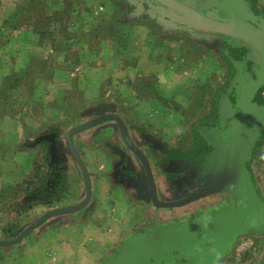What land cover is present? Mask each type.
<instances>
[{
	"label": "rangeland",
	"instance_id": "374dc122",
	"mask_svg": "<svg viewBox=\"0 0 264 264\" xmlns=\"http://www.w3.org/2000/svg\"><path fill=\"white\" fill-rule=\"evenodd\" d=\"M183 1L202 8L221 2ZM242 2L246 16L264 21V0ZM19 6H28L26 12L34 16V20L28 24L20 23V27L10 32L11 28L3 22ZM39 6L40 9L35 10ZM133 11L137 12L129 0H0V89L4 78H9V88L4 94L0 93V242L16 240L49 212L65 210L85 201V178L66 143L67 132L71 129L105 114L120 118L128 133L129 129H135L139 136H147L154 145L149 150L150 156H146L143 148L138 150L147 159L150 170H155L161 189L163 184L159 181L164 175L161 165L167 160V149L181 150V157L195 156L202 153L205 145V140L203 143L195 132L203 135L204 132L214 134L220 131L217 127L199 125L197 120L206 114L211 115L214 106L217 108V97L212 94L227 78L228 70L221 60L224 50L220 44L222 39L201 32L187 31L188 34L179 35L162 32L154 23H140L129 17ZM208 13L213 16L218 12L212 9ZM102 14L106 19L114 18L122 24L121 34L128 40L125 49L118 50L116 41L111 38L95 39L85 34L97 16ZM36 19H42L43 26L48 23L44 26L46 31L61 40L59 43L68 49L67 54L56 55L48 32L45 39H39L41 31L34 32V27L29 25L34 23L37 26ZM234 46L247 49L245 58L248 62L262 64L264 55L253 44L240 41ZM134 60H137L135 65ZM112 121L120 132L114 128L107 129L92 138V131L87 130L102 122L72 137L90 178L91 197L93 194L82 209L89 205L91 211L86 209L69 218L70 213L59 214L44 222L63 218L60 222L67 226L71 218L76 220L75 224L89 220L100 232L99 226L107 221L104 216L105 210L107 212L110 208L109 202L123 195L127 198L123 189L114 188L105 157H112L109 154L112 150L117 157L127 154L130 162L134 157L127 153L123 139V143L118 144V136L122 134L120 125ZM224 122L219 126H224ZM53 134L60 142L59 156L65 173L61 181L68 191L59 195V201H46L45 204L36 200V194L31 191L36 184L42 183L51 166L50 145L43 140ZM87 136L92 139H87ZM258 143L253 148L250 163L251 187L264 203V141L256 150ZM2 163H5L3 167ZM182 172L174 171L172 176ZM220 192L229 194L228 191ZM229 196V203L222 205L217 216L214 215L215 223L234 216L236 203L234 197ZM170 198L179 200L183 197L176 193ZM103 202L105 205L101 206ZM197 204L200 203L190 205L192 217L203 214L197 208L194 210ZM137 205L136 214L121 224L126 228L121 231L127 232L126 237L131 233L142 235L146 232L142 230L148 228L152 220L160 227H166V221L172 218L175 219L174 224L187 227L185 222L180 223L183 218L177 220V212L181 209L159 207L162 211L157 214L153 207ZM166 209L168 216L163 213ZM116 219L120 220V217ZM60 222L35 230L31 237L17 244L0 246V264H102L107 254L113 253L124 241L119 230H115L118 233L111 240H97V235L92 233L91 240H88L91 245L84 249L100 259L86 263L80 260L85 256L79 257L82 249L79 244L83 240H68L67 251L59 250L61 240H51L56 235L78 236V230L65 232L60 229ZM104 226L107 227L103 231L109 232L120 224H114L111 219ZM193 229L195 227L191 226ZM14 233L20 234L8 237ZM149 238L145 236L143 239ZM192 252H201L199 261L193 263L182 254H171L166 257V264H264V230H237L226 238L222 247L218 248L213 243ZM68 253H73V256ZM102 256L105 257L102 259Z\"/></svg>",
	"mask_w": 264,
	"mask_h": 264
},
{
	"label": "water",
	"instance_id": "95a60500",
	"mask_svg": "<svg viewBox=\"0 0 264 264\" xmlns=\"http://www.w3.org/2000/svg\"><path fill=\"white\" fill-rule=\"evenodd\" d=\"M163 5L183 15L166 13L169 18L176 20L180 24L186 25L189 29L199 30L207 33H218L231 37L239 38L247 43L253 44L260 48L264 55V34L256 28L244 24L236 19L233 14H229L231 20L220 18L217 14H201L176 0H157ZM229 5L237 2L243 4L242 0H226ZM225 10V8H224ZM249 84L243 88L241 100L234 109L232 115V136L228 149L224 147L221 154L218 150L207 157L206 162L202 165L201 171L214 170L220 175L221 182L206 190H203L191 198L181 201L161 203L158 201L156 189L151 176L149 164L145 156L133 145L126 127L120 118L116 116H104L94 119L90 122L75 127L67 132L66 143L71 153L77 160L86 182V199L82 204L74 207L53 211L43 215L38 221L24 230L16 240L0 242V246H9L19 243L25 235L32 231L40 223L44 222L51 216L72 213L82 209L91 197V182L84 163L79 153L75 149L72 137L76 133L85 131L104 121L116 120L120 125V130L125 142L139 157L142 164L146 167L150 178L153 193L154 204L157 207H181L203 196L215 191H228L234 197L236 203V212L232 218L219 221L215 226L203 230L186 231L183 224H171L164 227L161 232L165 233L162 238L152 237L144 240V235L130 237L125 240L119 251L111 257L105 264H166V257L175 252L184 253L185 249L204 246V244L216 243L217 247L224 245V237H230L237 230H248L260 232L264 230V203L257 198L254 190H247L249 183V174L244 170V162L251 158L252 149L259 135L260 128H264V107L251 109L252 100L260 87L264 84V60L260 70L250 76ZM247 80V79H246ZM250 118L251 123L246 125L245 119ZM245 125V127H244ZM52 140L51 155L53 160L57 161V144L55 135L47 137ZM228 143V141H227ZM227 146V145H226ZM250 180V179H249ZM157 235V234H156ZM223 241L221 245V241Z\"/></svg>",
	"mask_w": 264,
	"mask_h": 264
},
{
	"label": "trees",
	"instance_id": "16d2710c",
	"mask_svg": "<svg viewBox=\"0 0 264 264\" xmlns=\"http://www.w3.org/2000/svg\"><path fill=\"white\" fill-rule=\"evenodd\" d=\"M176 1L184 4L185 6L191 8V9H193L199 13L204 14V15H206L208 13V11H212V9H216L218 11L217 15L220 18H222L221 14L225 15L227 13L226 10H224V8H223V3L225 4L226 0H220L221 1L220 3H216L213 6L209 5V6L204 7V8H202L200 5L195 4V3L190 4V3H187L183 0H176ZM129 3L137 11L136 13L133 11L132 14H129V17L134 18L135 20L139 21L140 23L148 22L152 25L154 23L155 26L157 25L158 27H160V30L162 32H166V33L171 32V33H175L178 35H179V33L180 34H188L187 31L201 32L205 35L208 34V36L218 37V38L222 39V40H220V44L224 50H223V53L221 56V60L228 70L227 78L225 79L223 84H219L217 86L216 90L212 94V96L215 95V97H217V100H216V102H218L217 108H216V106H214L212 114L211 115L206 114V116H203V117L201 116L200 117L201 119L199 118L197 120L198 121L197 123L199 125H202V126H215L222 133L223 132L226 133L225 130L229 129L228 131H229V135H230L231 128H232L231 121H232V115L233 114L230 116H225L224 104L230 103V101L236 99L237 105L234 107V109H235L238 106L239 101L241 100L243 88L249 84L250 79L249 78L247 79V76L248 75H250V76L254 75L255 73H257L260 70L261 67L259 66L260 68L257 69L256 65H253V63H250V62L244 60L245 56L247 54V49L244 47L234 46L233 41H234V38H236V37H231V36L218 34V33H207V32H203V31H199V30L189 29L186 25L180 24L176 20L169 18L166 13L177 14L178 16H183V15H181V14L177 13L176 11L170 9L169 7L163 5L161 2H159L157 0H129ZM240 6L242 9H244L243 4H241V3L238 4V8ZM26 8H28V6H24V7L19 6L17 8V10L15 11V13L13 12L12 14H10L5 19V21L3 23L5 26L7 25L11 28L10 32L11 31L13 32V30L15 31L18 27H20L19 26L20 23L22 24L25 22L24 24H28V23L33 22L34 16H32V17L29 16L26 12ZM238 8L236 7V9H238ZM39 9H40V6L38 8H36L35 10H39ZM241 10L237 11L239 17L243 18L242 20L241 19L239 20L240 22H242L244 24H248V25L256 28L257 30L261 27L264 28V21H262V20L259 21L258 19H252V18H249L248 16L243 17L242 16L243 12ZM148 16H151V17H148ZM36 20H38L37 22L39 23L37 26H35L34 23L29 24V25H32L34 27V30H35L34 32H38L39 30L41 31L40 36H39L40 40L43 38L45 39L48 31H46L47 29L44 26H47L48 23L45 22L47 24H45L43 26L42 25L43 21H40L42 19H36ZM49 21L50 20H48V22ZM59 21H62V19H60ZM57 23H59V22H57ZM257 23L261 24L260 27L258 25H256ZM121 25L122 24L120 22H117V20H115L114 18H112V20H108L102 14V15L97 16L93 25L91 26V29L88 30V33H85V34L87 36H89L90 38H95V39L97 38V39L106 40V38H108V39L111 38V40L116 41L117 46H118V50H122V49H125L128 40H127V37L125 35L121 34V32H123V28ZM40 26H42L44 28V30H41L42 27H40ZM57 30H54V31L58 32ZM180 31H186V32H180ZM47 36L50 39L51 46H52L53 50L56 52V55H58L60 53L67 54L68 49L66 47H63L64 45L59 43V42H61V40L55 34H53L52 32L51 33L48 32ZM59 36H60V33H59ZM160 46H162V45H160ZM136 62H137V60H134V65L136 64ZM242 67H244V69L246 71V72L244 71V73H245L244 75H243ZM234 77L241 78V80H243V79H245V80L247 79V80L243 83V86H241V84H240V86H238V84L235 83L236 81L234 83H232ZM8 83H9V78H7V77L4 78L3 87L0 89L1 94H4L6 92L5 89L7 90V88H9L7 85ZM262 107H264V84L260 87V89L258 90L256 95L254 96L252 103H251V106H250V110L256 109V108H262ZM221 122H224L225 125L223 126V124H222V126H219V125H221L220 124ZM245 122H246V125L250 124L251 119L246 118ZM244 127H245V125H244ZM195 135L202 142L204 141V138H203L204 135H201L198 132L197 133L195 132ZM121 137L124 140L122 134H121ZM227 140L230 141L229 137L227 138ZM143 141H145L144 138H143ZM258 141H259V143H258L256 150L259 149V146H261V142L264 141V128H260V130H259L257 142ZM43 142L47 143L49 145L51 144L50 141L46 140V139L43 140ZM124 142H125V140H124ZM205 144H206V142H205ZM254 147H255V145H254ZM180 151L174 150V149H170V150L167 149L165 154H167L166 155L167 159L168 158H179V157H181ZM49 156H50V153H49ZM190 156H192V154ZM252 156H253V149H252L251 158L247 159L244 162V170L247 174H249V177H250L249 178L250 180L248 179L249 183L247 185L248 191H251L252 175L250 173V163L253 159ZM185 158H189V157H185ZM175 161H172L170 164H173ZM182 162H183V159H182ZM188 162L190 163V161H188ZM191 165H194V164L191 163ZM171 173L173 174L174 172L169 171V175H168L169 178L172 177ZM62 175L65 176V173L62 170V161L55 163L51 160V166L49 167V170H47V174H45L42 183L40 185L36 184V186L31 191V193L34 192V194H36V200H39V201L41 200L45 204L47 203L46 201H49V203H51V201H53V200L55 202L59 201L61 199L59 197V195L68 191L65 184H63L61 181V180H63ZM19 234L20 233H18V234L14 233L13 236L9 235L8 237L12 238V237H15Z\"/></svg>",
	"mask_w": 264,
	"mask_h": 264
},
{
	"label": "flooded vegetation",
	"instance_id": "af4514ba",
	"mask_svg": "<svg viewBox=\"0 0 264 264\" xmlns=\"http://www.w3.org/2000/svg\"><path fill=\"white\" fill-rule=\"evenodd\" d=\"M238 4L239 3L234 2V1L231 3V5H229L228 1H226L225 4L223 3V8H225L227 13L225 15L221 14V17L223 19H226V20H231V17L229 16V14H233L237 20H240V19L242 20L243 18L239 17V15L237 13V11H240L242 9L241 6L238 8ZM236 7L238 9H236ZM241 11L243 12L242 16L245 17L246 16L245 10L242 9ZM228 12H229V14H228ZM256 25H258L260 27L261 24L257 23ZM258 30L264 34V28L263 27L259 28ZM240 41L246 42L244 40H240L239 38H234L233 43L237 45ZM256 49L261 51L260 48L256 47ZM244 60L247 61L246 58ZM261 65H256V68L257 69L260 68ZM242 69H243V75H244L245 69H244V67H242ZM245 81H246L245 79L241 80V78H236V80L233 79L232 83L235 82L236 84H238V86H240V84H241V86H243V83ZM236 105H237L236 99L230 101V103L224 104L225 116L232 115L234 107ZM104 116H114V115H105L104 114V115L98 116L97 118L104 117ZM97 118H95V119H97ZM110 119L114 120L112 118H110ZM93 120H94V118H93ZM114 121H116V120H114ZM103 123H105V121ZM212 127H215V126H212ZM228 130L229 129L225 130L226 133L225 132L222 133L220 131L218 133L216 132L214 134H211L210 132H206V133L204 132L203 138H204L206 144L203 142L205 145H204V150L202 151V153H198L197 155L195 154V156H189V158H185V157L168 158L167 161L161 165V168L164 169V170H162L163 174H164L163 178H162L164 188H162V189L159 188L157 179L155 177L156 172H155V170L154 171H152V169L150 170L159 202H161V203L172 202L173 199H171L170 196H171V194H176V193H179L180 197H183V198L182 199L179 198V200H173V202L188 199V198H191L192 196L196 195L197 193H199L203 190H206L208 188H211L212 186L217 185L219 182H221L220 175H218L214 170L209 169L205 172V171H201V169L203 167L202 164H204L206 162L207 157H209L211 154H213L217 150L222 154L224 151V147L226 149L229 148L230 141H228L227 138L229 137V140H231L232 128H231L230 135H229ZM131 131L134 133L133 135H132ZM129 133L128 134L130 136V139H131L133 145L137 149H142L141 144H143L145 141L150 140L145 135L142 136V134H141L139 136V133L136 134L135 129L134 130L129 129ZM142 138H144L145 141H143ZM45 139L49 140L51 143L50 148H49V152H50L52 140L48 139L47 136L45 137ZM55 140H56V144H57L56 146H57L58 160L57 161L53 160L51 152H50V157H51V160L56 163V162H59L61 160H60V156H59L60 155V149H59L60 148L59 147L60 142H58L57 139H55ZM227 141H228V143H227ZM127 146L129 147L128 144H127ZM129 149L134 154V158L136 159L134 162H136L138 160L137 158H139V157L136 156L135 152L130 147H129ZM124 156L125 155H122V156H120V158H124ZM134 158H133V160H134ZM182 159H183V162H182ZM172 161H175V162L173 164H170ZM188 161H190V163ZM131 162L128 161V159H127L126 166L123 167L121 165L122 169L120 168V170H118V171H120L119 174H120L121 180L123 181V183L128 185V187H130V188L132 187L137 192L139 191L140 194H143L144 196H146V198L151 202V204L155 205L154 200H153L151 178H150V175H149L146 167L143 165L144 166L142 168L143 169V173H142L143 178L140 180V178H138L139 172H136L137 168L135 167L136 168L135 169L134 166H132L130 164ZM191 163L194 165H191ZM141 166H142V164H141ZM169 171H172V172L183 171V172L178 173L176 175H173L171 178H169L168 177ZM136 196L138 197V195H136ZM160 196H162V198ZM230 200L231 199H230V196L228 193L223 194L220 191L212 192V193H210L206 196H203L197 200H194V201H192L186 205H183L181 207H176L177 210L181 209L180 211L177 212V214L179 213L177 220H180L181 218H183L182 220H180L181 221L180 223L185 222L187 224V227L185 226L186 228L183 227V229H185L187 231H192V232L197 231V230L207 229L209 227L215 226L217 223L214 222V220H215L214 215L217 216V213L220 212L219 209L221 208V206L229 203ZM194 202L200 203V204H197V206H195L194 210H196V208L201 210V212H203L202 215L192 217L193 212L190 213L189 211L191 209L190 205L193 204ZM165 208H170V207H160V209H165ZM167 221H169V220H167ZM169 222L174 223L175 219H170ZM156 224L157 223H153L152 227L154 228ZM191 226L195 227V229L191 230ZM161 231L162 230L158 231L157 235H154V237L156 238L158 236L159 238H162L164 235H166L165 233H163ZM226 238H227V236L224 237V240H226ZM224 240L221 241V245H222ZM209 245H212V244H209V243L204 244V246H207V247H209ZM199 247H201V246H198L195 248L191 247L190 249H185L184 253L175 252L174 255L182 254L184 257H187L190 262L194 263L196 261H199V259L201 258V252H192V251L194 249H198ZM219 247H222V246H219Z\"/></svg>",
	"mask_w": 264,
	"mask_h": 264
},
{
	"label": "crops",
	"instance_id": "0c3cea01",
	"mask_svg": "<svg viewBox=\"0 0 264 264\" xmlns=\"http://www.w3.org/2000/svg\"><path fill=\"white\" fill-rule=\"evenodd\" d=\"M112 120H108V122H106L105 121V123H102V124H100V125H97V126H95V127H93V128H91L90 130H87V132L88 131H92L91 132V134L90 135H92V138H94V136H98V134H100V132H102L103 130H107V129H115L116 127L114 126V124H112ZM116 130V129H115ZM116 131H119V130H116ZM120 132V131H119ZM119 135H120V133H119ZM119 137V139H120V142H118L117 140H116V142H118V144L120 145L121 143H123L121 140H122V137H121V135L120 136H118ZM79 138H81V137H79ZM87 139H92L91 138V136L90 137H86ZM81 141V140H80ZM86 141V140H85ZM85 144H88V142H84ZM124 145H125V148L127 149V153L129 154H131V156L132 157H134V154L130 151V149H129V147L127 146V144H126V142H124L123 143ZM118 145V146H119ZM112 146V145H111ZM115 146V145H114ZM154 145H153V141L152 140H148V141H145L143 144H141V148H143L144 149V151H145V153L147 154H145L147 157L148 156H150V152H149V150H151V147H153ZM120 147V146H119ZM112 148L114 149V150H116L115 148L116 147H113L112 146ZM119 149V148H118ZM112 157H110V158H106L105 157V159H106V162H108V166H109V170L107 171L111 176H112V180H113V184H114V186H116V187H114V188H121V189H123L124 191H125V193H126V195H127V198L125 197V195H123L122 197H117L116 199H114L112 202L110 201L109 202V200L107 201V203L109 202L110 204H109V206H110V208L108 209V211L106 212V210H105V213H106V215L104 216L105 218H106V222H105V224L107 223V225H108V222H110L111 221V219L114 221V224H120V226H114L113 228H112V230L113 231H111V230H109V232L108 231H103V230H105L106 229V227L107 226H99V230H100V232H98V231H96V229H98V227L96 226V225H94V223H90V221L89 220H87L86 222H84V223H81V224H75L76 222V220L75 219H73V218H71V220H69V221H67L68 223H70V224H68L67 226H65V225H62V222H60V221H62V219L63 218H60V219H58V218H55L54 220H50L49 222H44L39 228L37 227L36 229H34L33 231H31L30 233H28L25 237L26 238H23L24 240H26L27 238H29V237H31L32 236V234L35 232V230H37V229H40V230H42V229H44V228H46L47 226H52V224H56V223H58V222H60V224L62 225L61 227H60V229H63L65 232L68 230V229H71L72 231L74 230V232H76V230H78L76 233L78 234V236L76 235V236H74V235H72L71 237H61V235L60 236H54L53 238H51V240H58V242H59V240H61L60 242H59V250L60 251H67V247H68V240H83L82 241V243H80L79 245L82 247V249H81V253L79 254V257H80V255H83V256H85V257H83V258H80V260L82 261H86V263H89V261L91 260L92 262L93 261H95V260H97V259H100V257L98 258V256H94L93 255V253H91V252H89L88 250H86V249H84V247L85 246H89L90 247V243L91 242H89L88 240H91V234L92 233H94V234H96L97 235V240H111L112 239V236H114V235H117L116 233H118V232H115V230H119L120 231V233H122V237L124 238H122V240H127L128 238H130V237H134L135 236V234L133 233H131L129 236H127L126 237V234H127V232H121V231H123V228H124V226L122 225L121 226V224H124V222H126V221H128V220H130V215H132V217L136 214L135 212H136V210H137V207H138V205L137 204H139V203H141V204H144L145 206H147V207H153V209H154V212H158V211H162V210H159V209H156V208H159V207H157V206H155V205H152L151 204V202L146 198V196H144L143 194H140V192L138 191H136L134 188H130V187H128V185H126L125 183H123V181L121 180V178H120V171H118V170H120V168L122 169V167H121V165L123 166V167H125L126 166V161H127V154H125V156H124V158H120V157H117L116 156V153L115 152H113V150H112V152L111 153H109ZM107 156H108V154H106ZM135 159V158H134ZM138 159V158H137ZM140 160V159H139ZM135 160H133V158H132V162L130 163L132 166H134V168L136 169V172H139L138 173V178H140V180L143 178V175H142V173H143V165L141 166V164H140V161H136V162H134ZM3 164V163H2ZM5 165V163L2 165V167ZM142 169V170H141ZM124 171V170H123ZM142 171V172H141ZM155 174V173H154ZM161 184H163V181L162 180H160L159 181ZM142 185V184H141ZM162 188H164V186L162 187ZM93 193V192H92ZM136 195H138V197L136 196ZM109 196V195H108ZM108 196H106V197H108ZM121 196V195H120ZM92 197H93V194H92ZM92 197H91V199H92ZM137 197V198H136ZM103 205H105L104 204V202L103 203H101V206H103ZM92 207V206H91ZM88 210V211H91V209H90V207H89V205L85 208V210ZM84 209H81V210H78V211H76V212H72V213H70V214H68L69 216H68V218L69 217H72V216H74V215H76V216H78V215H80L83 211H85ZM128 212L130 213L129 215H128ZM162 213V212H161ZM164 213V215H166V216H168L169 215V212H168V210L166 209V211L165 212H163ZM158 214V213H157ZM116 217H120V220H117L116 219ZM131 217V218H132ZM168 219H169V217H168ZM172 219V218H171ZM126 220V221H125ZM157 223V222H156ZM168 224H174V223H172V222H170V223H168V221H166V226L168 227L169 225ZM32 225V224H31ZM30 225V226H31ZM152 225H153V220H152V222H150V224L148 225V228H146V229H144V230H142L143 228H141L140 230H142V231H146L145 233H143L142 235H144V236H149V237H154V235H156L157 233H158V231H160V230H162L165 226H161L160 227V225L157 223L156 225H155V227L153 228L152 227ZM50 226V227H51ZM126 227V226H125ZM124 229H126V228H124ZM62 230V231H63ZM150 230V231H149ZM69 231V230H68ZM57 232V231H56ZM99 233L100 234V236L97 234V233ZM101 232H104V233H101ZM56 234H59V232L58 233H56ZM50 238V237H49ZM49 238H47V240L49 239ZM119 239V238H118ZM123 241V242H124ZM123 242H122V244H123ZM122 244L118 247V248H115L114 249V251H113V253H109V254H107V256L105 257V256H102V259H103V257H105L102 261H103V263L102 264H105L111 257H114V255H116V253L119 251V249H120V247L122 246ZM57 251H58V249H57ZM72 250H70V252H71ZM68 254H70V255H72L73 253H68ZM73 256V255H72ZM82 257V256H81ZM77 258V257H76Z\"/></svg>",
	"mask_w": 264,
	"mask_h": 264
}]
</instances>
